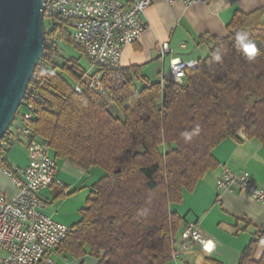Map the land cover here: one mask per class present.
<instances>
[{
    "label": "trees",
    "instance_id": "1",
    "mask_svg": "<svg viewBox=\"0 0 264 264\" xmlns=\"http://www.w3.org/2000/svg\"><path fill=\"white\" fill-rule=\"evenodd\" d=\"M43 26L44 50L10 125L31 104L33 118L26 125L48 141L55 161L104 172L53 252L62 259L89 256L95 264H167L182 224L172 205L218 166L213 149L238 138L240 130L264 147V6L235 11L224 37L201 35L209 52L185 69L181 84L139 86L140 67L131 66L122 68V87L98 93L84 84L87 69L64 58L58 44H48L58 37L73 43L68 21L53 16ZM241 34L248 39L239 41ZM249 40L258 50L252 60L243 51ZM110 104L121 117L110 112ZM7 133L0 140V165L9 169L4 155L16 140ZM258 247L262 253L255 260ZM238 264H264V224Z\"/></svg>",
    "mask_w": 264,
    "mask_h": 264
},
{
    "label": "crops",
    "instance_id": "2",
    "mask_svg": "<svg viewBox=\"0 0 264 264\" xmlns=\"http://www.w3.org/2000/svg\"><path fill=\"white\" fill-rule=\"evenodd\" d=\"M264 6V0H208L206 3L184 5L181 2L152 0L142 18L145 27L140 40L124 46L121 56L122 68L140 67L141 75L137 84L144 82L163 83V76L169 69V60L204 57L209 50L207 41L200 42V36L211 34L224 37L226 25L235 11L249 12ZM167 42L171 53L160 56L159 45ZM183 44V45H182ZM18 145H17V144ZM218 166L207 172L195 188L187 193L180 205L172 207L181 217V225L175 235L174 245L186 222H198L206 239L204 248L196 242H188L176 259L167 264H238L244 247L256 228L264 224V204L254 201L248 194L237 191L217 192L215 184L223 167L233 171L247 169L256 183L264 186V147L254 139H249L243 130L238 138H227L212 151ZM9 169L27 164L26 137L21 135L4 155ZM58 161V160H57ZM56 161V183L39 192L45 201L44 212L54 220L72 225L79 219L80 204L91 190L94 181L89 180L88 170H82L63 161L58 167ZM7 167L0 165V190L10 199L18 188L11 178L4 174ZM22 178L19 172H15ZM62 191L59 198H55ZM77 200L68 203L70 199ZM81 195V197H80ZM50 204L48 206V202ZM76 202V204H74ZM77 217V218H76ZM261 248H256L253 258L259 259ZM58 260L59 256L53 254ZM68 263H67V262ZM62 264H95L96 259L85 256L79 259H59Z\"/></svg>",
    "mask_w": 264,
    "mask_h": 264
},
{
    "label": "built area",
    "instance_id": "3",
    "mask_svg": "<svg viewBox=\"0 0 264 264\" xmlns=\"http://www.w3.org/2000/svg\"><path fill=\"white\" fill-rule=\"evenodd\" d=\"M184 5L206 3L208 0H166ZM152 0H42L43 21L59 16L69 23L73 43L90 63L83 77L84 84L98 92L120 88L125 83L121 66L124 46L140 40L147 27L142 18ZM62 41L52 38L50 47ZM183 45V44H182ZM160 56L171 53L167 42L159 45ZM197 60H169V69L163 76L181 84L185 69L196 66ZM81 93L83 86L74 85ZM33 106L27 104L20 122L8 128L7 136L18 140L26 137L27 164L21 168L4 169L18 188L8 198L0 190V264H62L54 257L55 247L70 233L71 226L54 220L44 212L45 201L39 196L43 189L56 183V161L50 153L48 141L35 137L26 125L33 118ZM1 144H4L0 141ZM19 172L22 178H18ZM217 192L237 191L248 194L254 201L264 204V186L259 185L247 169L233 171L223 167L215 184ZM171 258L176 259L188 242L204 248L206 239L198 222H187L180 232Z\"/></svg>",
    "mask_w": 264,
    "mask_h": 264
},
{
    "label": "water",
    "instance_id": "4",
    "mask_svg": "<svg viewBox=\"0 0 264 264\" xmlns=\"http://www.w3.org/2000/svg\"><path fill=\"white\" fill-rule=\"evenodd\" d=\"M42 0H0V140L44 50Z\"/></svg>",
    "mask_w": 264,
    "mask_h": 264
},
{
    "label": "rangeland",
    "instance_id": "5",
    "mask_svg": "<svg viewBox=\"0 0 264 264\" xmlns=\"http://www.w3.org/2000/svg\"><path fill=\"white\" fill-rule=\"evenodd\" d=\"M58 45H59V48L61 50L62 56L64 58H72V59L77 60L79 65L81 67H83L84 69H89L90 68V63H89L88 59L86 58V56L84 54L82 55V52L79 50V48L76 45H74V43L61 41V42L58 43ZM208 52H209V50L204 55L206 56L208 54ZM109 107H110L109 108L110 112L114 116L121 117L120 111L118 110V108L114 104H110ZM18 122H19L18 118H15L14 124H17ZM61 163L62 162H60V160L57 161L58 167H60ZM102 173H104V172H103V170L100 167H98V166L92 167V169H91V171L89 173L90 174L89 175V180H91V182L97 180L101 175H103ZM80 197H81V195H80ZM182 197L186 200L187 199V193H184V196H182ZM77 198H78V195H76L75 199L73 198V199H70L69 201H67V204L68 203H72V201H74V200L76 201ZM49 204H50V201L48 202V206H49ZM74 204H76V202ZM180 204L181 203L173 204L172 207L180 205ZM83 205H84V203L80 204L79 207H82ZM59 259L61 260V258H58V261H59Z\"/></svg>",
    "mask_w": 264,
    "mask_h": 264
},
{
    "label": "clouds",
    "instance_id": "6",
    "mask_svg": "<svg viewBox=\"0 0 264 264\" xmlns=\"http://www.w3.org/2000/svg\"><path fill=\"white\" fill-rule=\"evenodd\" d=\"M247 39H248V37L246 34H241L240 36H238V40L241 42H243L244 40H247ZM243 51H244V54L246 55L247 59H249V60L254 59L258 53V50L256 49L254 42H252L251 40H249V42L244 45Z\"/></svg>",
    "mask_w": 264,
    "mask_h": 264
}]
</instances>
